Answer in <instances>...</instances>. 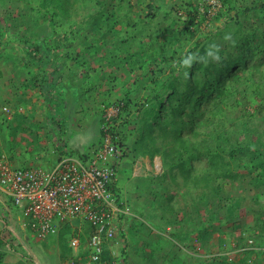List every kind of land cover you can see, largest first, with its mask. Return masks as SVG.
Returning <instances> with one entry per match:
<instances>
[{
  "label": "rangeland",
  "instance_id": "rangeland-1",
  "mask_svg": "<svg viewBox=\"0 0 264 264\" xmlns=\"http://www.w3.org/2000/svg\"><path fill=\"white\" fill-rule=\"evenodd\" d=\"M145 1L154 2L159 7L155 19L146 18L143 5L138 4L137 0H0V167L5 165L31 169L46 168L47 164L45 165L43 159H56L53 153L60 152L59 155H65L77 150H70L69 146L60 145L62 149L59 151V147L55 146L56 142L64 141L65 143L69 137H76L74 128L66 131L68 118L65 115L57 113L54 117V113L46 114L41 98L39 100L35 97L28 102L33 94L27 92V88L22 86L24 75L42 71L31 69L26 62L29 43L32 45L35 41H43L48 44L57 54L58 62L64 68L63 74H68L73 67L75 73L77 72L75 61H97L94 50L88 51L89 45L99 47L97 50L100 53L99 56L102 53L106 54L107 49L111 47L117 46L124 49L129 39L127 31L136 32L135 38H139L142 34L147 38L152 35L154 40L152 41L151 37L148 39V42L152 41L154 45L153 54H150L149 58L154 59L155 55H160L161 59L156 57L157 60L169 59L168 61L173 65L179 62L183 54L193 48L196 41L200 39V44L203 45L206 53L197 47L192 56L196 57L193 60L195 63L203 62L205 66L201 68L202 72L196 71L193 74L204 83L208 80L214 88L220 89L219 93L223 98L219 101L220 111L226 112L228 119L231 122L234 121L237 130L242 129V122L245 119L252 121L256 116L261 118L254 123L258 130L244 138L247 142L259 141L256 150L264 155V75L252 70V67L258 66L259 62H262L261 67H264V58L257 51L251 55L250 51L257 47L250 41L246 42L249 38L264 46V0H232L236 10H231L230 19L226 16L227 10L222 0ZM253 5L258 6L257 10L250 14L235 16L236 11ZM194 7L196 8L194 23L185 30L184 23L188 20L187 15ZM98 11H102L103 16L100 21L101 30L96 32L93 26L87 24V21ZM54 12L59 13L58 16H54ZM136 49L133 47L130 52ZM201 53L205 55L207 61L199 58ZM243 53L250 57L241 63L240 58L244 56ZM122 57L125 56L122 55ZM215 63L232 65L230 70H225L227 72L225 78L222 72L213 71L208 74L205 71L207 67L215 66ZM221 67L223 68V64ZM170 68L169 64L165 65L164 72L160 74L156 72L155 75L166 79L165 76ZM86 70L80 66V72L84 74ZM180 75V69H176L175 84L179 82ZM223 78L224 83H221ZM182 86L181 83V88ZM7 94L9 96L6 99ZM166 112L171 116L170 112ZM201 114L202 111L197 107L195 111H192L193 117ZM198 121L188 117H184L183 120L186 125ZM204 124L207 131L206 138L209 141L219 139L227 142L234 138L230 136L231 128H228L230 135L227 136L218 128L211 129L212 126L205 122ZM179 125L176 121L172 128L176 129ZM92 127L95 134L90 137V140L94 142V139L98 138L99 131L96 120H93ZM238 135L242 139L239 132ZM130 139H132L131 135L127 137L126 143H131ZM127 153L130 154V151ZM125 163L128 161L123 162L124 167H126ZM132 166L133 174L129 170H125L124 175L122 170L119 171L120 178L116 182L115 191L121 188L128 192L131 190L133 197L125 199L128 205L132 204L130 207L132 213H136L133 211L135 208L141 214V220L145 219L150 229L164 234L165 239L179 245L183 254L189 253L191 256L184 264L195 263L194 257L203 255L201 252L205 245L201 242L203 240L201 235L204 232L211 235L207 251L216 254L220 249L218 240L226 239V232L231 229V224L228 223L230 217L235 216L236 223L251 221L252 216L257 217V214L253 213L259 208L257 202L264 204L263 199L252 202L249 197L253 189L262 192L264 184L248 186L246 177L241 178L242 181L239 180L234 185H231L230 180L227 179L226 183L222 182L218 185L217 194L206 190V204L203 205L200 203L199 195L202 190H197L192 184H188L189 192H185L184 188L181 191L174 188L176 194L181 192L185 194V201L188 200L191 207L186 209L185 205L178 204L176 210H173L175 211L172 220L174 222L170 223L165 219L161 221V217L168 214V209L162 204L167 202V205L172 206L171 199L166 197L167 191L172 190L173 185L170 183L169 176L163 175L165 173L159 156L134 159ZM259 171L263 174L261 178L264 181V162L262 167L253 173L257 174ZM158 177H163L161 179L164 180L161 182ZM177 185L179 186L180 183ZM206 188L209 186L206 185ZM122 195L120 197L123 198ZM8 209L9 212L4 214ZM16 210L10 204L5 203L3 206L0 202V233L3 239L14 247L13 249L3 247L6 254L5 264H73L78 260L77 252L82 253L84 249L78 247L75 250L73 239H78L81 246L85 240L82 239L77 228H69L63 232L66 237L69 236L68 239L65 238L66 240L61 235L60 239L40 240L30 230L22 229L20 223L26 222V219L19 216ZM183 213L186 215L184 216ZM219 227L222 228L221 233L217 232ZM118 243L115 251L119 264H168L170 261L168 248H165V254L162 251L163 255L159 257L160 252L156 246L159 243L151 244L153 249L147 247L144 257L139 255L134 260H129L127 257L125 245L120 244L122 241ZM233 245L234 240L230 239L229 245L222 246V249H228Z\"/></svg>",
  "mask_w": 264,
  "mask_h": 264
},
{
  "label": "trees",
  "instance_id": "trees-1",
  "mask_svg": "<svg viewBox=\"0 0 264 264\" xmlns=\"http://www.w3.org/2000/svg\"><path fill=\"white\" fill-rule=\"evenodd\" d=\"M137 3L143 5L146 18L155 19L159 7L154 2L137 0ZM222 4L226 6V16L230 19L231 10H236L232 5V0H222ZM257 8V5L245 7L236 11L235 16L250 14ZM195 12L196 8L194 7L192 12L188 13V20L184 23L185 30L194 23ZM58 14L54 12L53 15L58 16ZM102 16L103 12L98 11L96 15H92L87 21V24L93 26L96 32L101 30L100 21H102ZM127 32L129 39L124 49L117 46L111 47L107 49L106 54L102 53L99 56L100 53L97 52L99 47H90L89 45L88 48L90 49L88 51L94 50L97 61H75L74 65L77 67V72L75 73L73 67L68 74H63L64 68L58 62L57 54L48 44L43 41H35L32 45L29 43L26 51V62L31 69L42 70L40 73H36L40 80L36 79L38 76L35 75L32 84L39 87L40 96L43 98L46 107V114L54 113V117L57 113L62 114L64 103L68 98L77 103H82L88 99L96 103L97 111L94 120L99 125L98 138L83 148L87 149L93 146L98 148L103 144L104 133L101 126L109 122L106 121L104 112L108 108H117L118 114L112 118L109 133L121 152L119 158L122 159L127 156V158L134 161V159L144 156L150 158L159 156L162 170L165 173L163 175H168L171 180L170 183L173 185L171 192L167 191L168 195L166 197L171 199L170 204L172 206L167 205V202L162 204L168 209V214L162 216L161 220L165 219L170 223L175 214L173 210H176L178 204L185 205L184 208L186 209L191 207V203H188V200L185 201V194L183 192L176 194L175 188L178 191L184 188L185 192H189L188 184H192L197 190H202L199 195L201 197L200 203L203 205L206 204V190L217 194L218 185H221L222 182L226 183L227 179L230 180L231 185L244 177H246L248 186L264 184L261 178L263 174H260V171L257 174L253 173L261 168L264 162V155L256 150L259 141L247 142V139L244 138V136L252 135L258 130L254 123L256 120L260 121L261 118L256 116L252 121L245 119L242 122V129L237 130L234 121L231 122L228 119L226 112L220 111L221 103L219 101L223 99L219 93L220 89L214 88V85L210 84L208 80H205L204 83L193 74L196 71L202 72L201 68L205 66V64H202L203 62L195 63L193 60L196 57L192 56L198 49L197 47L203 53H206L203 45L200 44L201 40L198 39L194 47L187 50L179 62L173 65L168 61L169 59L166 61L157 60L161 57L160 55H155L157 58L154 59L150 57L155 60L150 61L149 55L153 54L152 47L154 46L152 35H149L152 41L148 42L149 38L143 34L139 35V38H135L136 32ZM248 41L257 47V49L250 51L251 55L254 51H257L264 58V46L253 39L248 38L246 42L248 43ZM133 47L137 49L130 52ZM122 52L123 54H121ZM203 53L199 58L205 61ZM243 54L244 56L242 55L240 58L241 63L250 57L246 53ZM122 55L127 59H124L125 57L123 58ZM188 58H191L190 63L184 64L183 61ZM168 64L171 68L165 76L166 79L155 75L156 72L158 74L163 73L165 65ZM222 64L223 68L221 67ZM262 65L263 63L259 62L258 66L252 67V70L254 69V71L264 75ZM80 66L87 69L86 73L80 72ZM231 67L232 65L228 64L225 66V63H215V66L207 67L205 71L208 74L213 71L222 72L225 78L227 75L225 70H230ZM149 68H151L150 71ZM176 69H180L181 75L178 79L179 82L175 84ZM224 78L221 83H224ZM78 80H80L79 83H77ZM196 107L202 111V114L193 117L192 111H195ZM166 111L170 112L171 116ZM184 117L200 121L187 123L186 125L183 122ZM176 121L181 125L178 127L180 129L172 128L175 126ZM204 122L212 126L211 129L218 128L227 136L230 135L228 128H231L230 136L234 138L227 142L219 139L209 141L206 138L207 133L205 132L207 131ZM238 132L242 135V139L239 138ZM129 135L132 136L131 143H129L131 146L126 147L125 140ZM127 151H130V154ZM59 153L53 154L57 158ZM75 153L79 154V151L77 150ZM225 156L226 158H223ZM43 162H45V165L47 164L45 167H48L54 165L56 159H43ZM161 178L163 177H158L162 182L164 179ZM223 179L224 181H220ZM176 182L180 185L178 186ZM206 185L209 188H206ZM252 192L249 196L252 202L264 200V190L260 192L253 189ZM237 201L239 202V200ZM257 204L259 208H257V211H253L254 214H257V217L252 216L253 220L251 221L236 223L234 221L235 216L230 217L228 223L231 224V229L226 232V239L218 240L220 248L218 253L211 254L207 251L211 235L204 232L201 235L203 239L201 242L205 245L201 252L203 254L201 255L202 260H200V255L196 256L194 257L196 262L192 264H256L258 260L264 259V204H261V202H257ZM183 214L186 215V213ZM4 223L6 224V222ZM217 232L221 233L222 228L219 227ZM61 237L63 239L69 238L68 235L66 237L63 233H61ZM56 239H60V236ZM230 239L234 240V245L228 249H222V246L229 245ZM4 246L9 249L14 248L10 242L3 239L0 233V264L6 263ZM179 247V252H183ZM238 255H240V258L236 261L235 256ZM190 256L189 253L184 254L183 262H187V258ZM178 264H182V262H178Z\"/></svg>",
  "mask_w": 264,
  "mask_h": 264
},
{
  "label": "built area",
  "instance_id": "built-area-1",
  "mask_svg": "<svg viewBox=\"0 0 264 264\" xmlns=\"http://www.w3.org/2000/svg\"><path fill=\"white\" fill-rule=\"evenodd\" d=\"M5 110L7 108L5 107ZM107 124L101 126L103 144L98 148L71 151L59 155L46 168L0 167V198L15 207L24 230L40 240L57 238L67 228L78 229L73 264H119L116 260V234L130 210L113 190L115 166L120 150L109 133L117 108L104 112ZM86 155V156H83ZM5 197H4V196Z\"/></svg>",
  "mask_w": 264,
  "mask_h": 264
},
{
  "label": "crops",
  "instance_id": "crops-1",
  "mask_svg": "<svg viewBox=\"0 0 264 264\" xmlns=\"http://www.w3.org/2000/svg\"><path fill=\"white\" fill-rule=\"evenodd\" d=\"M35 75H36V73H34V72L29 73L27 75H24V79L22 82V86H25L27 88V92L34 95V96L31 95L29 97L28 102H31V100H34L35 97H37L39 100H40V98L43 99L40 96L39 87L33 86L34 84H32L33 83V77ZM36 79L40 80V77L38 76V78H36ZM8 96L9 95L7 94L6 99L8 98ZM38 99H36V100H38ZM30 105L32 106V104H30ZM38 105L40 106V103ZM33 106H34V104H33ZM42 106L46 110V107L44 105V100H42ZM96 111H97L96 103H93L91 101V99L85 100L82 103H77L76 101L69 100V98L65 101L64 106H63V111H62V114L68 118V122L66 119L65 128H66V131H69L70 128H74L76 130V133H75L76 137L75 138H73L72 136L69 137L67 142H65V143H64V141L59 142V143L56 142L55 146L59 147V151H61V149H62L60 147V145L63 147L69 146L70 150L71 149H77L79 151V150L83 149L86 145H89L92 142V140H90L91 139L90 137L93 134H95L94 128L92 127V123H93ZM126 142L127 141L125 140L126 147H128L130 144L126 143ZM77 150H75V151H77ZM124 161H128V163H125L126 167L123 166ZM132 164H133V161L131 158H122L118 161L117 166H116L115 185H116L118 178H120L118 176L119 171L122 170L123 175H124V172H126L125 170H129L132 173V170H133ZM118 191H119V193H121V195L123 194L122 196L126 199H127V197H128V199H131V197H133V195L130 193L131 190H130V192H128V191H126V189L121 188ZM1 201L2 200L0 198V202ZM2 205H3V203H2ZM131 206H132V204L129 205V207H131ZM133 211H135L136 213H132V208H131L130 214L125 215L123 217V219L121 220V223H120L119 232L116 236V239L118 240V242L120 243V240H121L122 243H120V244L125 245V247H126L125 251L127 252V255H128L127 257L129 258V260H134L139 255L144 257V255L146 254L147 249H148L147 247H151L153 244L159 243L158 245H156V246H158L157 249L160 252L159 257H162V255L165 254V251H164L165 248H168V251L170 252V257H169L170 261L169 262L171 264H178V262H180V263L182 262V264H183L184 263L183 262L184 254L182 255L183 252H179L178 246L175 243H173V241L165 239L164 234L157 232L153 229H150V227L147 225L146 220L145 219L141 220V214L138 213L135 208L133 209ZM8 212H9V209L7 210V212L5 211L4 214H7ZM139 212H140V209H139ZM149 215L152 216V214H149ZM162 251L164 252L163 254L161 253ZM169 252H166V253H169ZM239 258H240V255L235 256V259H239ZM257 263L258 264H264V259L258 260Z\"/></svg>",
  "mask_w": 264,
  "mask_h": 264
},
{
  "label": "clouds",
  "instance_id": "clouds-1",
  "mask_svg": "<svg viewBox=\"0 0 264 264\" xmlns=\"http://www.w3.org/2000/svg\"><path fill=\"white\" fill-rule=\"evenodd\" d=\"M190 59L191 58H188V59H185L184 61H183V63L184 64H188V63H190ZM121 153V152H120ZM120 160V158H119V156H118V161ZM116 166H117V164H116ZM116 166H115V174H116ZM115 180H116V175H115ZM113 190H114V192L116 193V195L121 199V200H123L125 203H126V205H127V207L129 208V210H130V207H129V205H128V203H127V201H126V199L124 198H122V197H120L121 195H120V193H119V191H115V183H114V186H113ZM130 214V213H129ZM123 219V218H122ZM118 234V233H117ZM117 234H116V236H117ZM117 240V239H116ZM116 250V249H115Z\"/></svg>",
  "mask_w": 264,
  "mask_h": 264
}]
</instances>
